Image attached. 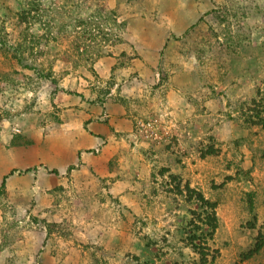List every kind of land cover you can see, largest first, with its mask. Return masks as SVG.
Listing matches in <instances>:
<instances>
[{"label": "rangeland", "instance_id": "obj_1", "mask_svg": "<svg viewBox=\"0 0 264 264\" xmlns=\"http://www.w3.org/2000/svg\"><path fill=\"white\" fill-rule=\"evenodd\" d=\"M2 180L0 264H264V0H0Z\"/></svg>", "mask_w": 264, "mask_h": 264}, {"label": "crops", "instance_id": "obj_2", "mask_svg": "<svg viewBox=\"0 0 264 264\" xmlns=\"http://www.w3.org/2000/svg\"><path fill=\"white\" fill-rule=\"evenodd\" d=\"M105 109L106 111L109 113V118L111 119L110 123H101L100 121V117L101 114L103 112V108L97 104H92V107L88 110V108H80L77 112L79 113V117L82 119V125L81 128L77 129V135L75 136H71L70 139H75L77 138V140H75L78 144L79 147H83L85 145H89V147H95L97 146L101 141L102 138L107 137L108 135L112 134V129L115 128V132L119 131H124L125 128L128 126H130V120L127 119L126 117H124L125 115V109L124 108H119V109H113L112 105L110 106V104L107 102V104H105ZM66 117H69L68 115H66ZM97 119V120H96ZM69 118L67 119V121H64L65 125H70L69 122ZM112 120L114 122H112ZM100 121V122H99ZM127 127V128H128ZM124 128V129H121ZM74 133V132H73ZM82 138V140L84 142H80L78 140H80ZM81 147V148H82ZM81 148L78 150L80 151ZM77 149V148H76ZM70 149H68V147L66 148V150H64L65 152L68 151ZM77 151V152H78ZM72 153V150L70 151V154ZM103 160V158H99V159H91L90 163L91 166L89 164V162H87V160L85 161L83 158H80L79 161L78 160V156L75 155V157L73 156L71 161L69 162H64L63 158L61 155H58L54 161V165L53 167H64L65 164L73 166V165H77L79 167L85 170H83L84 174L87 175V178L90 180V174L92 173V170H94V166L93 164L96 166V164H100V162ZM78 163H77V162ZM91 171V172H90ZM93 174V173H92ZM48 181V180H46ZM46 181H43V184L40 180V177L36 178L35 183H39L40 185H44V183H46ZM38 185V184H37Z\"/></svg>", "mask_w": 264, "mask_h": 264}, {"label": "trees", "instance_id": "obj_3", "mask_svg": "<svg viewBox=\"0 0 264 264\" xmlns=\"http://www.w3.org/2000/svg\"><path fill=\"white\" fill-rule=\"evenodd\" d=\"M5 187V181L2 180L1 184H0V194L2 193L1 191H3ZM186 189L188 190V186H186ZM197 195V198L199 199L200 202H204V200L202 199V196L200 194H196ZM206 205H208L206 203ZM210 227L212 230H214L215 228V223H214V220L212 221V224L210 223ZM264 246V235H258L257 239H256V242H255V245H254V250L251 252V253H259V251L263 248ZM198 250V249H197ZM199 256H200V260L204 263L205 262V258H204V253L203 252H199ZM244 258H248V255H245Z\"/></svg>", "mask_w": 264, "mask_h": 264}]
</instances>
